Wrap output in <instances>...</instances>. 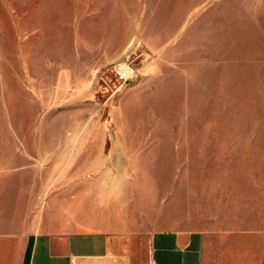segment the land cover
<instances>
[{
  "label": "rangeland",
  "instance_id": "374dc122",
  "mask_svg": "<svg viewBox=\"0 0 264 264\" xmlns=\"http://www.w3.org/2000/svg\"><path fill=\"white\" fill-rule=\"evenodd\" d=\"M263 183L264 0H0V230L95 226L106 188L187 228Z\"/></svg>",
  "mask_w": 264,
  "mask_h": 264
},
{
  "label": "crops",
  "instance_id": "0c3cea01",
  "mask_svg": "<svg viewBox=\"0 0 264 264\" xmlns=\"http://www.w3.org/2000/svg\"><path fill=\"white\" fill-rule=\"evenodd\" d=\"M256 189L244 193L239 217L148 233L110 215L112 189H101L95 226L0 230V264H264V183Z\"/></svg>",
  "mask_w": 264,
  "mask_h": 264
},
{
  "label": "built area",
  "instance_id": "2783aa9c",
  "mask_svg": "<svg viewBox=\"0 0 264 264\" xmlns=\"http://www.w3.org/2000/svg\"><path fill=\"white\" fill-rule=\"evenodd\" d=\"M131 77V73L129 70L125 67L118 66L115 68V79L119 83H125L127 80H129Z\"/></svg>",
  "mask_w": 264,
  "mask_h": 264
}]
</instances>
